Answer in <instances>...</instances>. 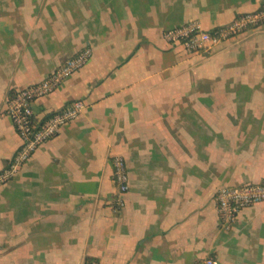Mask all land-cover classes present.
I'll list each match as a JSON object with an SVG mask.
<instances>
[{
	"label": "crops",
	"instance_id": "0c3cea01",
	"mask_svg": "<svg viewBox=\"0 0 264 264\" xmlns=\"http://www.w3.org/2000/svg\"><path fill=\"white\" fill-rule=\"evenodd\" d=\"M264 0H0V170L21 139L9 95L86 47L90 61L38 98L39 121L81 116L0 186V264H264V202L230 229L221 186L264 182V24L208 54L166 41L196 20L214 30ZM130 189L113 209V158Z\"/></svg>",
	"mask_w": 264,
	"mask_h": 264
},
{
	"label": "built area",
	"instance_id": "2783aa9c",
	"mask_svg": "<svg viewBox=\"0 0 264 264\" xmlns=\"http://www.w3.org/2000/svg\"><path fill=\"white\" fill-rule=\"evenodd\" d=\"M263 24L264 7L240 14L229 24L214 30L204 29L199 21L191 20L166 30L164 37L169 43L183 45L191 53L208 54L222 42ZM92 56L93 49L86 47L64 60L44 80L9 95L7 113L21 139V145L9 165L0 170V186L9 182L42 144L58 134L64 125L81 116L86 107L83 100L74 101L44 121L36 118L33 104L38 98L55 91L65 79L83 68ZM113 181L116 186L113 209L119 213L125 205L124 196L130 189L129 172L122 155L113 158ZM215 200L221 226L228 230L243 209L264 202V182L221 186L217 189ZM90 264L103 263L94 260ZM197 264H219V259L209 256Z\"/></svg>",
	"mask_w": 264,
	"mask_h": 264
},
{
	"label": "trees",
	"instance_id": "16d2710c",
	"mask_svg": "<svg viewBox=\"0 0 264 264\" xmlns=\"http://www.w3.org/2000/svg\"><path fill=\"white\" fill-rule=\"evenodd\" d=\"M92 261H94L93 259H91V258H87L86 259V263L85 264H90Z\"/></svg>",
	"mask_w": 264,
	"mask_h": 264
}]
</instances>
